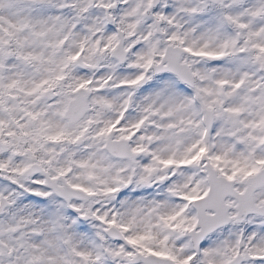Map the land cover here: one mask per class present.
<instances>
[{
	"label": "snow or ice",
	"instance_id": "obj_1",
	"mask_svg": "<svg viewBox=\"0 0 264 264\" xmlns=\"http://www.w3.org/2000/svg\"><path fill=\"white\" fill-rule=\"evenodd\" d=\"M0 264H264V0H0Z\"/></svg>",
	"mask_w": 264,
	"mask_h": 264
}]
</instances>
